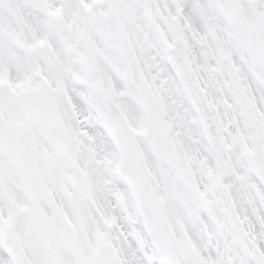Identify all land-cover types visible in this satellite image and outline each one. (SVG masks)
<instances>
[{
	"label": "snow or ice",
	"instance_id": "obj_1",
	"mask_svg": "<svg viewBox=\"0 0 264 264\" xmlns=\"http://www.w3.org/2000/svg\"><path fill=\"white\" fill-rule=\"evenodd\" d=\"M0 264H264V0H0Z\"/></svg>",
	"mask_w": 264,
	"mask_h": 264
}]
</instances>
